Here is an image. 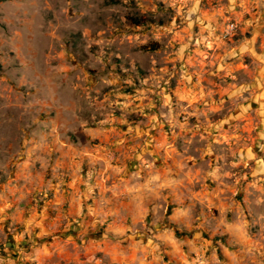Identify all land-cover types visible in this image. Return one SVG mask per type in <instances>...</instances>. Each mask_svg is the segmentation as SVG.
I'll use <instances>...</instances> for the list:
<instances>
[{
    "label": "rangeland",
    "instance_id": "rangeland-1",
    "mask_svg": "<svg viewBox=\"0 0 264 264\" xmlns=\"http://www.w3.org/2000/svg\"><path fill=\"white\" fill-rule=\"evenodd\" d=\"M135 14L156 22L132 25ZM255 37L260 54L264 0L0 1V264H50L33 230L50 210L48 182L71 179L59 147L84 154L89 127L122 120L132 136L144 131L134 144L144 169L173 150L193 179L161 189L143 234L114 236L137 251L130 264H264V138L249 102L257 79L264 103V62L238 52ZM78 168L95 179L101 165Z\"/></svg>",
    "mask_w": 264,
    "mask_h": 264
},
{
    "label": "crops",
    "instance_id": "crops-1",
    "mask_svg": "<svg viewBox=\"0 0 264 264\" xmlns=\"http://www.w3.org/2000/svg\"><path fill=\"white\" fill-rule=\"evenodd\" d=\"M107 123L89 127V135L95 143L83 151L84 154L78 146L59 147L64 169L61 171L69 174L71 179L63 183L55 180L48 182L52 195L47 201L50 210L44 212L41 229L33 230L34 235H41L44 240L37 255L50 264H84L82 256L90 261L99 252L107 258L108 264H130L137 257V251L132 256L128 255L131 246L128 248L122 242L115 245L114 236L126 235L133 228L131 234L134 236L139 232L143 234L149 212L152 210L155 215L161 212V189L186 188L193 181L191 173L186 172L181 163L174 165L178 153L173 150L164 155L166 159L168 156L171 159L170 165L160 162L157 167L144 169L139 163L143 150L137 153L134 145L136 142V146L139 145L144 131H137L139 126L133 125L137 133L132 136V127L126 121ZM155 138H159V145L164 139L161 133ZM75 157L78 159L74 162ZM85 159L101 165L95 179H88L80 172L78 166ZM165 215L168 221L176 218L169 212ZM24 225L25 231L32 226L28 223ZM137 226L142 228H135ZM158 234L160 239L171 238L166 232ZM83 237L91 241L85 244L76 241ZM34 238L37 239L36 236ZM77 243L82 245L76 247ZM71 246L74 248L69 249Z\"/></svg>",
    "mask_w": 264,
    "mask_h": 264
},
{
    "label": "flooded vegetation",
    "instance_id": "flooded-vegetation-1",
    "mask_svg": "<svg viewBox=\"0 0 264 264\" xmlns=\"http://www.w3.org/2000/svg\"><path fill=\"white\" fill-rule=\"evenodd\" d=\"M257 41H258L257 37L252 38L250 41H247V40L244 41L243 42L244 48H239V50H238V52L240 53V56L244 55L246 53H249L250 56L255 58V60L258 61V59H259V60H262L264 62V49H262L260 51V54L257 51V49H255ZM254 88H255V93H253V96H252V98H250L249 102L253 106V108H255L256 110H259V114H260L259 125H260L261 129L258 132V136H260V138H264V135H263V133H264V116H263V112H264L263 111V105H264V103L261 102L260 98H259V96L262 93V89H261L262 86L257 82V79H256V85L254 86ZM227 119L231 123V121L233 119L232 114H230ZM222 124L227 126V123H222ZM220 125H221V123L217 124L216 127H218ZM216 127L213 130H216L217 129Z\"/></svg>",
    "mask_w": 264,
    "mask_h": 264
},
{
    "label": "trees",
    "instance_id": "trees-1",
    "mask_svg": "<svg viewBox=\"0 0 264 264\" xmlns=\"http://www.w3.org/2000/svg\"><path fill=\"white\" fill-rule=\"evenodd\" d=\"M0 1H3V0H0ZM106 2L118 3L120 2V0H106ZM127 19L132 25H135V26H139L145 23H155L156 22V20L151 16L138 15V14L128 16ZM141 48L143 50H155L159 48V43L158 42L149 43V44L143 45Z\"/></svg>",
    "mask_w": 264,
    "mask_h": 264
},
{
    "label": "built area",
    "instance_id": "built-area-1",
    "mask_svg": "<svg viewBox=\"0 0 264 264\" xmlns=\"http://www.w3.org/2000/svg\"><path fill=\"white\" fill-rule=\"evenodd\" d=\"M236 24L229 23L227 24L226 28L224 29V37H228L233 35L234 31L236 30Z\"/></svg>",
    "mask_w": 264,
    "mask_h": 264
}]
</instances>
